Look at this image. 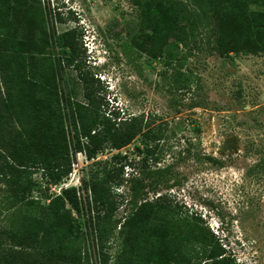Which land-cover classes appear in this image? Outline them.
Returning a JSON list of instances; mask_svg holds the SVG:
<instances>
[{"label": "trees", "instance_id": "1", "mask_svg": "<svg viewBox=\"0 0 264 264\" xmlns=\"http://www.w3.org/2000/svg\"><path fill=\"white\" fill-rule=\"evenodd\" d=\"M131 1L142 8V20L151 29V55L160 53L170 39L185 46L195 43L199 29L209 26L220 57L264 53V0H182L168 5L163 0ZM82 32L75 28L55 36L47 29L39 0H0V211L7 214L0 226V264H88L87 236L98 253L96 264H109L106 250L115 235L121 243L114 264H169L164 252L156 253L161 248L155 239L165 235L187 236V245L198 244L210 264H235L200 214L184 212L166 195L140 202L143 185L138 180H130V213L123 220L115 218L124 200L115 189L127 182L123 168L132 165L122 164L119 154L109 163L95 162L103 168L81 177L82 190L89 193L84 232L72 212H80L75 188L51 195L49 186L68 177L77 153L93 159L105 149L119 151L141 133L159 141L166 129L165 122L150 126L156 116L107 109L100 80L85 70ZM52 42L62 55L46 54ZM185 59L171 65V91L190 93L195 82L192 71H183ZM67 68L76 72L83 102L72 100L74 90L64 92L63 100L60 96L57 80ZM151 155L156 162L157 153ZM36 171L47 180L45 187L32 180ZM25 201L28 206L48 204L38 216L25 210Z\"/></svg>", "mask_w": 264, "mask_h": 264}, {"label": "rangeland", "instance_id": "2", "mask_svg": "<svg viewBox=\"0 0 264 264\" xmlns=\"http://www.w3.org/2000/svg\"><path fill=\"white\" fill-rule=\"evenodd\" d=\"M39 1L47 29L51 33L53 29L55 36L75 28L82 32L80 23L87 32L106 35L112 42L109 49L114 63L109 72L93 65L82 42L85 70L97 73L107 109L126 116L142 113L145 117L156 116L150 126L166 123L159 141H149L141 133L119 151L105 149L93 159L76 154L68 177L60 184L49 186L51 195H62L66 188H75L80 212H72L84 232L87 219L84 200L89 193L82 190L81 177L103 168L95 162L109 163L119 154L122 164L132 165L123 168L127 182L115 189V193L124 196L115 218L123 220L130 213V180L142 178L139 201L167 195L184 207V212L200 214L235 264H264V53L220 57L213 27L209 26L199 29L193 39L195 43L190 41L185 46L170 39L160 53L151 55L148 53L151 29L142 20V8L131 0ZM181 1L163 0L167 5ZM68 4L83 17L82 23L75 22V14L64 6ZM250 8L259 9L253 4ZM57 13L63 22L57 19ZM45 52L51 57L63 53L53 42L46 46ZM184 56L183 71L190 70L195 76L190 93L171 91L167 83L171 65ZM101 72L105 75L99 76ZM115 74H119L117 85L115 78L111 79ZM103 78L107 82L110 79L116 87L115 102H121V107L113 103L114 95ZM57 86L62 100L64 92L74 90L72 100L84 101L73 69L63 70ZM192 102L196 103L195 107H190ZM66 122L70 138L71 127L67 119ZM151 152L157 153L156 162L153 159L156 155ZM32 180L41 187L47 183L40 171L34 172ZM1 190L2 187L0 197ZM47 204L40 201L32 207L25 201V210L40 216ZM6 218L7 214L0 211V226ZM120 243L121 238L116 235L110 240L106 250L111 258L109 264H114ZM190 250L197 252L200 246L193 245ZM84 254L88 264L98 261L90 236L85 239ZM192 264L210 263L201 258Z\"/></svg>", "mask_w": 264, "mask_h": 264}, {"label": "clouds", "instance_id": "3", "mask_svg": "<svg viewBox=\"0 0 264 264\" xmlns=\"http://www.w3.org/2000/svg\"><path fill=\"white\" fill-rule=\"evenodd\" d=\"M59 1L61 2V0ZM64 6L67 9V11L75 14V16L77 17L76 18L77 22L84 21L83 17L79 13H77L75 7L69 4L64 5ZM79 26L84 32L83 37H82V42H84V47L86 48L85 51H87L88 54L91 55L90 58L93 60L92 61L93 65L102 69L105 72H109V69H111V63H114L112 56H111L110 49H109V45L112 42L111 43L109 42V39L106 35L101 34V32L98 30V27H97V30H98V33L101 34V36L95 33H91L89 32V30L87 32L86 28L80 23H79ZM114 72H117V71H114ZM101 73L102 75L99 74V76L105 75V73L103 72ZM95 75L98 77L97 73ZM112 78L113 79L115 78V80L117 81L115 85H117L119 83V80H118L119 74H115L114 76L111 77V79ZM110 82L112 83L110 79H108V82H107V79L103 78V83L107 86V88L111 90L112 94L114 95L112 98L114 101L113 103H115L116 106L121 107L122 105H120L121 104L120 101H118V103L120 102V104H117V102H115V98L117 99V95L114 92H117V91L115 90L116 87L112 86Z\"/></svg>", "mask_w": 264, "mask_h": 264}, {"label": "flooded vegetation", "instance_id": "4", "mask_svg": "<svg viewBox=\"0 0 264 264\" xmlns=\"http://www.w3.org/2000/svg\"><path fill=\"white\" fill-rule=\"evenodd\" d=\"M136 179L138 181H140L141 184L143 185L142 178L141 179L136 178ZM142 189H143V187H142ZM158 196H163V195L160 194ZM155 198H153L151 200H154ZM144 200L151 201V200H147V198L143 199L142 201H144ZM142 201H140V202H142ZM187 242H188L187 236H185V235L161 236L160 239L159 238L155 239V243L160 245V248H161V251L156 252V253L160 254V253L164 252L163 256L168 258V260L170 262L169 264H192L194 262V260L200 261L201 258H204L201 250H199L197 252L190 250V248H192V245H190V244L187 245ZM194 245H198V244H194ZM195 254H196V256H195ZM187 257H190L189 261H187ZM205 261H206V259H205Z\"/></svg>", "mask_w": 264, "mask_h": 264}, {"label": "built area", "instance_id": "5", "mask_svg": "<svg viewBox=\"0 0 264 264\" xmlns=\"http://www.w3.org/2000/svg\"><path fill=\"white\" fill-rule=\"evenodd\" d=\"M78 154V153H77ZM81 154V153H80Z\"/></svg>", "mask_w": 264, "mask_h": 264}, {"label": "bare ground", "instance_id": "6", "mask_svg": "<svg viewBox=\"0 0 264 264\" xmlns=\"http://www.w3.org/2000/svg\"><path fill=\"white\" fill-rule=\"evenodd\" d=\"M80 154V153H79Z\"/></svg>", "mask_w": 264, "mask_h": 264}]
</instances>
